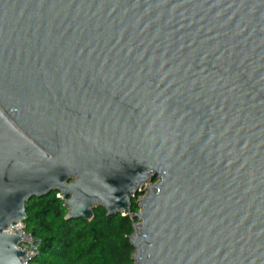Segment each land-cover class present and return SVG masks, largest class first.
<instances>
[{
    "label": "water",
    "instance_id": "obj_1",
    "mask_svg": "<svg viewBox=\"0 0 264 264\" xmlns=\"http://www.w3.org/2000/svg\"><path fill=\"white\" fill-rule=\"evenodd\" d=\"M52 192L143 195L134 264H264V0H0V264Z\"/></svg>",
    "mask_w": 264,
    "mask_h": 264
},
{
    "label": "trees",
    "instance_id": "obj_2",
    "mask_svg": "<svg viewBox=\"0 0 264 264\" xmlns=\"http://www.w3.org/2000/svg\"><path fill=\"white\" fill-rule=\"evenodd\" d=\"M56 192L26 202L24 230L39 244L38 254L28 264H134V233L131 215L139 211L131 200L128 216H106L103 207L93 210L90 221L65 220L64 201Z\"/></svg>",
    "mask_w": 264,
    "mask_h": 264
},
{
    "label": "built area",
    "instance_id": "obj_3",
    "mask_svg": "<svg viewBox=\"0 0 264 264\" xmlns=\"http://www.w3.org/2000/svg\"><path fill=\"white\" fill-rule=\"evenodd\" d=\"M7 232L10 234H19L28 238L27 241L21 239V244L18 245V247L25 253V255L21 257V261L23 264H28L29 261L38 254L39 244L24 230V223L22 222L11 225Z\"/></svg>",
    "mask_w": 264,
    "mask_h": 264
},
{
    "label": "rangeland",
    "instance_id": "obj_4",
    "mask_svg": "<svg viewBox=\"0 0 264 264\" xmlns=\"http://www.w3.org/2000/svg\"><path fill=\"white\" fill-rule=\"evenodd\" d=\"M141 190H142V191L144 192V194H145V192H146L145 187H143ZM140 196H143V195H140ZM140 196H139V197H140Z\"/></svg>",
    "mask_w": 264,
    "mask_h": 264
}]
</instances>
